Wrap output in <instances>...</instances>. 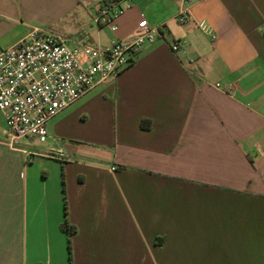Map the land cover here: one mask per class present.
Here are the masks:
<instances>
[{
    "label": "crops",
    "instance_id": "1",
    "mask_svg": "<svg viewBox=\"0 0 264 264\" xmlns=\"http://www.w3.org/2000/svg\"><path fill=\"white\" fill-rule=\"evenodd\" d=\"M123 8L112 32L79 0H0V53L32 30L100 47L141 20L163 34L49 120L45 142L10 148L0 112V264H264V0Z\"/></svg>",
    "mask_w": 264,
    "mask_h": 264
},
{
    "label": "built area",
    "instance_id": "2",
    "mask_svg": "<svg viewBox=\"0 0 264 264\" xmlns=\"http://www.w3.org/2000/svg\"><path fill=\"white\" fill-rule=\"evenodd\" d=\"M79 2L93 6L92 21L97 29L107 27L114 32V22L124 13L123 5L130 0ZM176 21L209 34L205 23L194 22L184 10L179 11ZM162 38L160 29L146 20H141L126 38L112 41L107 47L91 45L83 34L69 46L66 39L32 30L0 53V112L5 118L7 145L15 149L23 139L45 142L49 120L96 86L114 82L132 64L142 47ZM180 45L173 41L171 51H178ZM215 88L228 94L232 90L231 86L223 89L219 84ZM47 156L66 160L60 150L51 151Z\"/></svg>",
    "mask_w": 264,
    "mask_h": 264
},
{
    "label": "trees",
    "instance_id": "3",
    "mask_svg": "<svg viewBox=\"0 0 264 264\" xmlns=\"http://www.w3.org/2000/svg\"><path fill=\"white\" fill-rule=\"evenodd\" d=\"M63 210H64V222L61 225L62 232L67 236V249L70 254V237L75 234L76 229L74 227H69L67 220H66V201H63Z\"/></svg>",
    "mask_w": 264,
    "mask_h": 264
}]
</instances>
